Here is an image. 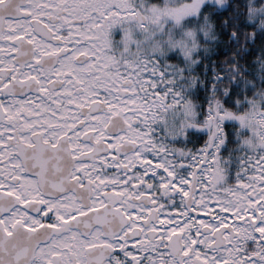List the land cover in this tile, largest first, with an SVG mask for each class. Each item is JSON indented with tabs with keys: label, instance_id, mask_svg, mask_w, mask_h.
Instances as JSON below:
<instances>
[{
	"label": "snow or ice",
	"instance_id": "obj_1",
	"mask_svg": "<svg viewBox=\"0 0 264 264\" xmlns=\"http://www.w3.org/2000/svg\"><path fill=\"white\" fill-rule=\"evenodd\" d=\"M0 264H264V0H0Z\"/></svg>",
	"mask_w": 264,
	"mask_h": 264
},
{
	"label": "trees",
	"instance_id": "obj_2",
	"mask_svg": "<svg viewBox=\"0 0 264 264\" xmlns=\"http://www.w3.org/2000/svg\"><path fill=\"white\" fill-rule=\"evenodd\" d=\"M203 136H200V137H197V136H195V135H192V140H193V143H188L187 145H186V147L187 148H190V147H192V144H193V146H194V144H195V146L197 147L198 145H199V142H200V140H201V138H202ZM184 145H181V144H177L176 145V147H183Z\"/></svg>",
	"mask_w": 264,
	"mask_h": 264
},
{
	"label": "flooded vegetation",
	"instance_id": "obj_3",
	"mask_svg": "<svg viewBox=\"0 0 264 264\" xmlns=\"http://www.w3.org/2000/svg\"><path fill=\"white\" fill-rule=\"evenodd\" d=\"M203 139H204V137H202L201 138V140H200V142H199V145L197 146V148L200 146V144L203 142ZM196 147V146H195ZM190 148H193V144H192V147H190ZM234 223H235V221H233Z\"/></svg>",
	"mask_w": 264,
	"mask_h": 264
},
{
	"label": "rangeland",
	"instance_id": "obj_4",
	"mask_svg": "<svg viewBox=\"0 0 264 264\" xmlns=\"http://www.w3.org/2000/svg\"><path fill=\"white\" fill-rule=\"evenodd\" d=\"M119 37H117V39H118Z\"/></svg>",
	"mask_w": 264,
	"mask_h": 264
}]
</instances>
